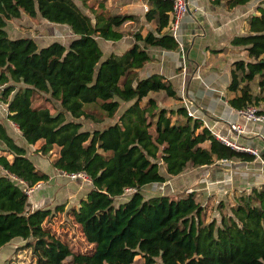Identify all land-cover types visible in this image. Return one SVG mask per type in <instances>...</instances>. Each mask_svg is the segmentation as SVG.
<instances>
[{
    "label": "trees",
    "instance_id": "1",
    "mask_svg": "<svg viewBox=\"0 0 264 264\" xmlns=\"http://www.w3.org/2000/svg\"><path fill=\"white\" fill-rule=\"evenodd\" d=\"M151 1L147 18L157 25L143 33L125 28L132 16L108 12L102 1L94 8L82 0L91 14L77 0H0V98L9 118L28 143L42 141L41 152L57 147L54 167L92 178L87 194L68 209L91 245L74 251L45 224L54 210L30 204L27 185L48 180L49 173L0 122V165L7 171L0 174V248L21 237L27 264H264V184L240 191L231 202L203 203L197 190L144 194L145 185L186 169L254 156L220 140L185 105H161V91L180 98L164 74L140 77L151 58L149 45L180 48L170 31L172 1ZM214 1L230 9L249 0ZM23 13L67 23L75 35L68 44L45 45L32 36L11 37L8 19ZM130 33L133 44L104 56L99 38L119 40ZM231 43L240 58L231 65L229 101L237 109L255 105L264 112V0L248 17L247 32ZM37 95L56 102L55 110L34 104ZM123 102L128 104L121 109ZM90 104L100 112L88 109ZM107 118L102 127L84 128L82 119L100 124ZM214 203L220 217L208 219Z\"/></svg>",
    "mask_w": 264,
    "mask_h": 264
},
{
    "label": "crops",
    "instance_id": "2",
    "mask_svg": "<svg viewBox=\"0 0 264 264\" xmlns=\"http://www.w3.org/2000/svg\"><path fill=\"white\" fill-rule=\"evenodd\" d=\"M100 1L108 12L130 14L131 20L125 27L131 30L141 29L146 33L156 28L157 20L147 18V12L152 6L151 0H93L91 6L99 8ZM259 1L249 0L243 5L229 9L223 3L214 0H188L189 9L176 37L180 48L167 49L149 45L147 50L151 58L139 71L140 77L155 72L162 73L175 85L180 98L167 97L162 92L161 100L166 101H161V105L178 107L185 105L187 100L204 124L209 123L213 130L230 136L241 145L255 148L258 154L253 153L251 159L240 157L220 159L213 164H204L186 169L178 175L168 176L164 182H152L145 186L170 183L167 186L160 185L163 189L160 194H179L197 190L198 197L203 203H208V200H216L217 203L223 198L231 202L240 191L259 188L264 184V121L247 119L241 115L230 103L228 94L231 65L235 59L240 58L238 53L230 50L234 48L231 41L235 35L247 32V19L251 14L257 13ZM66 26H68L66 34L70 36L68 41L58 38L52 41L60 40L66 44L70 42L75 33L69 24ZM134 41L135 37L131 33L119 40L99 38L100 45L104 43L108 47L104 56L111 52L120 53ZM234 122L241 124L244 132L237 133L232 128ZM50 161L52 163V160ZM35 164L43 169L41 165L36 162ZM53 168V173L47 172L49 179L46 181L55 180L57 183L56 191L60 190L59 201H66L69 198V205L73 206L75 204L72 198L78 197L80 202L85 195H80L81 188H77V185L82 186L83 182L70 181L68 184L64 182L67 175L61 169L54 166ZM42 181L44 184L45 180ZM47 202L46 197L37 201L30 200L33 208L45 207ZM46 206L51 207L52 204L47 203Z\"/></svg>",
    "mask_w": 264,
    "mask_h": 264
},
{
    "label": "rangeland",
    "instance_id": "3",
    "mask_svg": "<svg viewBox=\"0 0 264 264\" xmlns=\"http://www.w3.org/2000/svg\"><path fill=\"white\" fill-rule=\"evenodd\" d=\"M79 4L81 5L82 9L86 10L87 12L91 13V10L89 7L85 4H83L82 0H78ZM93 0L89 1V4H92ZM60 24V25H59ZM64 25V27H62ZM67 23H58V22H52L49 21L42 16L38 15L36 17H32L26 13H23L21 17H14L8 19L7 29L11 37H20L23 35L29 34L30 36H33L37 42L42 45L47 42L52 41V39L58 38L61 40L68 41L70 38L69 35H67ZM66 26V27H65ZM128 28V27H125ZM130 32H132L130 30ZM101 48L104 51V53L108 51L107 45L104 43H101ZM162 92L158 93V97L160 98L162 95ZM178 99V98H177ZM165 102L166 100H162ZM41 102H44L45 104L52 107V110H55V107L57 106V103L54 102V104L50 101L44 100L43 97L40 95H37L34 101V104H39ZM128 102H123V105L121 109H123ZM88 109L91 110H97L100 112V109L95 106V104L87 105ZM122 111V110H121ZM68 117H71L69 114ZM84 123V128L92 130L93 128L107 124L111 121V119L107 118L104 123H95L91 119H82ZM0 122L4 123L8 129V132L13 135V137L16 139V141L27 147L28 154L31 156V158L38 164L41 165L44 171L53 173L54 168L50 160H52L53 156H55V151L57 147H54L53 153L45 154L41 152L38 148L42 141H38L35 144L28 143L26 139L23 137L21 130L19 129V126L9 118L8 116V105L6 102H4L0 98ZM162 171L166 173L164 166H162ZM7 172L2 165H0V173ZM64 182H68L70 184V181L76 182H83L82 186L77 185V188L80 189V195H86L88 190L92 186V182H87L82 179H72L69 176H65ZM63 182V183H64ZM164 184H159L158 186L154 185H148L143 188L144 194L146 196H149L151 194H160V192L163 190L162 186ZM170 185V183H167L164 186ZM57 183H55V180L47 182L45 180L44 184L36 189L34 192L31 193L30 200L37 201L41 198L46 197L47 203L52 204L51 208L54 210L53 214H51L50 218H48L45 222L46 225L50 226L52 230L57 232L59 235H61L64 239H66L72 249L74 251H85L90 249L89 243L85 240V237L82 233L81 225L76 222L73 215L68 211L69 206V198L66 201H59L61 200L59 198L60 190L56 191ZM63 189V188H62ZM169 195H177V193L173 194L170 193ZM129 196V193H125L121 197H119V200H124ZM65 199V197H64ZM75 205L79 204L78 197L72 198ZM118 200V201H119ZM46 203V204H47ZM46 204L44 206H46ZM60 205L57 207V205ZM212 206L208 207L207 210V218L210 219L213 215H217L220 217V213L217 208H215V203L211 204ZM33 208V205H31ZM228 210L230 208L228 207ZM24 239L21 237H15L12 241L9 243L3 245L0 248V264H27L29 261V258L27 255H25L22 250L19 249V246H21L24 243Z\"/></svg>",
    "mask_w": 264,
    "mask_h": 264
},
{
    "label": "built area",
    "instance_id": "4",
    "mask_svg": "<svg viewBox=\"0 0 264 264\" xmlns=\"http://www.w3.org/2000/svg\"><path fill=\"white\" fill-rule=\"evenodd\" d=\"M173 3V7H172V11H171V24H170V31L172 32V34L177 37L178 31L180 29V25L181 22L184 18V16L186 15V13L188 12L189 9V3L188 0H171ZM183 46H182V50H183ZM185 106L187 108L188 113L193 116V117H198V115L196 114L197 112L194 111L191 107V104L188 103L187 100H185ZM238 112L243 115L244 117H246L247 119H253V120H257V121H264V112H262L260 110V108L258 106L255 105H248L244 108H240L238 109ZM205 125L207 127L210 128V130H212V132L223 142H225L226 144L239 149V150H244V151H249L251 153H256L258 154V151L253 148V147H249V146H244L238 143L237 140L232 139L230 136L222 134L220 132H217L215 130H213L209 123L205 122ZM232 128L237 132V133H242L244 132V127L239 124V123H232ZM62 172L64 174H66L67 176H69L72 179H82L84 181L87 182H92V178L85 172V171H76V172H67L65 170H62ZM16 178V176H14ZM21 182L25 183V181L23 179H20ZM43 184V181H38L36 182L34 185H32L31 187L27 185L26 190L28 192L29 195H31L32 192H34L36 189H38L39 187H41ZM135 190L134 187H128L127 191H133Z\"/></svg>",
    "mask_w": 264,
    "mask_h": 264
}]
</instances>
